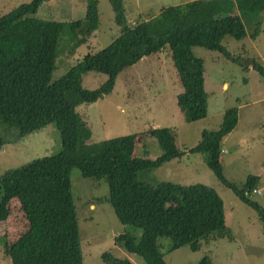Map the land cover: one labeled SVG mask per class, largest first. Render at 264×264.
<instances>
[{
  "label": "trees",
  "instance_id": "1",
  "mask_svg": "<svg viewBox=\"0 0 264 264\" xmlns=\"http://www.w3.org/2000/svg\"><path fill=\"white\" fill-rule=\"evenodd\" d=\"M43 1L29 0L0 15V121L13 129L11 141L53 121L61 135L57 153L8 169L0 176V220L9 212L10 199L16 198L26 224L11 243H2L9 264H84L70 193L72 168L82 177H103L107 181V199L118 220L142 230L139 241L124 233L115 238V244L127 253L140 255L145 264H167L157 245L162 236L171 238L170 251L184 246L197 251L199 241L206 242L212 236L230 239L222 201L212 187L151 183L138 178L139 172L181 156L167 127L150 129L162 154L152 159L135 157L134 133L77 143L75 106L109 95L119 72L168 46L183 87L176 97L179 109L186 120L206 116L203 62L194 56L192 46L232 59L221 39L225 35L237 40L245 37L242 16L259 18L264 0H193L183 6H166L154 19H139L132 24L124 15L122 0H108L118 35L102 49L85 54L54 82L51 76L60 36L65 30L74 36L79 33L75 45L82 43L97 27V0H84L82 18L65 22L37 18L35 12ZM255 25L251 38L258 34L260 21ZM252 67L264 75V67L256 61ZM88 72L103 74L106 80L94 90H85L81 81ZM237 123V107L225 109L218 127L202 129L189 152L202 153L217 179L251 206L264 223V209L250 199L257 176L248 175L244 187L239 188L221 172L222 137ZM7 142V137L0 135V148ZM101 257L104 264H132L108 251ZM196 264L211 263L204 256Z\"/></svg>",
  "mask_w": 264,
  "mask_h": 264
},
{
  "label": "rangeland",
  "instance_id": "2",
  "mask_svg": "<svg viewBox=\"0 0 264 264\" xmlns=\"http://www.w3.org/2000/svg\"><path fill=\"white\" fill-rule=\"evenodd\" d=\"M28 1L0 0V15ZM192 1L122 0V3L124 15L128 23L132 24L139 19H154L166 6H183ZM84 4V0H44L35 16L41 20L62 22L81 19ZM96 8L97 27L91 34L85 35L82 43L75 45L79 40V33L74 36L65 30L60 36L51 82L62 77L85 54L102 49L118 35L119 29L113 22L108 0H97ZM256 21H260L259 32L251 38ZM242 22L246 30L245 37L237 40L225 35L220 41L232 59H225L221 54L206 50L205 47L192 46L194 56L203 62L206 92L204 118L186 120L179 109L176 93L182 92L183 87L168 46L160 52V64L153 60V56L142 58L117 74L109 95H104L93 103L75 106L74 133L79 144L147 131L152 127H167L170 130L169 127L173 126L175 142L182 152L179 161H170L139 172L138 178L151 183H199L212 187L219 195L230 239L212 236L206 242L199 241L197 251H190L188 246L170 251L171 238L162 236L157 239V245L167 264H196L204 256L209 258L211 264H264V223L251 206L241 201L229 187H225L217 179L206 165L202 153L189 152L199 140L198 127L216 128L222 110L237 107L238 123L228 143L221 144V148L228 151L221 153V172L239 188L244 187L248 175L257 176L255 188L259 193H252L250 199L264 209V75L250 67V61L254 60L264 67V11L260 12L257 19L254 15L242 16ZM235 58L239 60L234 61ZM171 76H174L172 80ZM105 80L106 76L103 74L88 72L82 77L81 86L85 90H94ZM222 81L228 83V89L221 90ZM160 83H163L162 90ZM83 117L89 129L86 135H82L81 127L77 126L79 121L86 126ZM0 135L8 140L0 148V176L8 169L57 153L61 149V135L54 121L23 134L17 141H11L13 129L0 121ZM153 142L155 146L152 142L141 147L139 144L134 145L133 156L152 159L162 154L156 139ZM70 193L84 264H104L101 255L105 251L115 257L127 259L132 264H145L140 255L127 253L124 247L115 244V238L124 233L134 241H139L142 230L118 220L107 199L108 183L103 177H82L76 168H72ZM89 204H93V207L90 208ZM8 208L6 218L0 220V231L4 233L0 236V264H9L7 257L1 252L2 243H8L11 237H17L26 227L16 198L10 199Z\"/></svg>",
  "mask_w": 264,
  "mask_h": 264
},
{
  "label": "crops",
  "instance_id": "3",
  "mask_svg": "<svg viewBox=\"0 0 264 264\" xmlns=\"http://www.w3.org/2000/svg\"><path fill=\"white\" fill-rule=\"evenodd\" d=\"M73 5H74V2L72 3ZM85 5V4H84ZM145 20V19H144ZM160 54L161 53H158V54H155V55H153V57H154V59L153 60H155L156 61V63L157 64H160L161 62L159 61V57H160ZM158 58V59H157ZM141 61V60H140ZM255 61V60H254ZM245 63H247V62H245ZM249 63V62H248ZM252 64H253V61H250V67L252 66ZM245 65V64H244ZM253 68V67H252ZM164 74H165V72H164ZM174 78V76H171V80ZM175 82V81H174ZM168 83H171V82H168ZM159 85H161V90H162V88H163V83H160ZM203 88H204V83H203ZM221 90H226V89H228V83H226V82H224V81H222L221 82ZM183 91V90H182ZM204 92H205V89H204ZM179 93H181V92H179ZM179 93H176V96L179 94ZM206 93V92H205ZM205 96H206V94H205ZM206 99V98H205ZM260 100H262V99H260ZM93 103V102H92ZM83 113V112H82ZM222 113H223V110H222ZM222 113H221V116H222ZM84 114V113H83ZM75 117H76V113H75ZM205 117V116H204ZM204 117H202V118H204ZM84 118V117H83ZM221 118V117H220ZM201 119V118H200ZM84 121H85V123H86V120H85V118L83 119ZM221 120V119H220ZM220 120H217L218 122V124H217V126H215L216 128L218 127V125H219V121ZM75 121V120H74ZM195 121V120H194ZM77 126H80L81 127V130H82V135H86V132L89 130L88 129V127H87V123H86V126H85V124H82V123H80V121L78 122V124H77ZM170 128V131H171V133H172V135H173V137H174V141H175V134H174V127L173 126H170L169 127ZM216 128H211V129H216ZM263 128V127H262ZM202 129H208V128H205L204 126H200V127H198V133H199V135H200V131L202 130ZM209 130V129H208ZM234 130V128L228 133V134H225L223 137H222V141H221V144H223V145H226V143H228V141H229V139H231V133H232V131ZM76 132H77V129H76ZM152 137H153V139H155V136H153L152 134H151V132H150V130H147V131H142V132H134V145H140V147L141 146H145V145H147V144H150L151 142L153 143V145L155 146V143L153 142V139H152ZM200 137V136H199ZM156 143H157V140H156ZM175 146H176V148H177V150L178 151H180V149L177 147V144H176V142H175ZM181 152V151H180ZM221 153H228V151H226L225 149H223V148H221V146H220V163H221ZM135 154V150H134V146H133V152H132V155H134ZM144 158H148V159H150L149 157H144ZM179 161V157L178 158H174V159H171V160H169V161H167V162H170V161ZM167 162H164V163H167ZM163 163V164H164ZM89 207L91 208V207H93V204H89ZM1 233H0V236L1 235H3L4 233H2L3 231H0ZM15 238H12L11 237V241H9L8 243H11L13 240H14ZM5 242V241H4ZM210 242H214V241H209V243ZM7 243V242H6ZM1 252H2V245H1Z\"/></svg>",
  "mask_w": 264,
  "mask_h": 264
},
{
  "label": "built area",
  "instance_id": "4",
  "mask_svg": "<svg viewBox=\"0 0 264 264\" xmlns=\"http://www.w3.org/2000/svg\"><path fill=\"white\" fill-rule=\"evenodd\" d=\"M252 193H256V194H258V193H259V190H258L257 188H253V189H252Z\"/></svg>",
  "mask_w": 264,
  "mask_h": 264
}]
</instances>
